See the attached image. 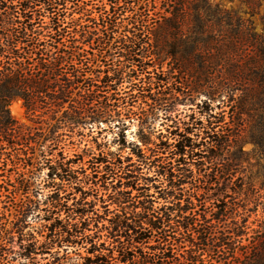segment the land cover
Listing matches in <instances>:
<instances>
[{
	"label": "trees",
	"instance_id": "obj_1",
	"mask_svg": "<svg viewBox=\"0 0 264 264\" xmlns=\"http://www.w3.org/2000/svg\"><path fill=\"white\" fill-rule=\"evenodd\" d=\"M76 1L0 0V159L6 161V142L28 146L34 141L10 114L9 105L16 99H23L30 110H43V115L56 118L61 113L59 127L71 131L90 123L118 122L119 142L131 152L123 158L119 152L102 154L96 160L103 170L94 167L81 179L71 168L72 160L56 154L47 184L56 188L46 199L53 205L45 224L52 237L41 247L79 244L84 237L92 254L84 258L86 264H197L201 251L235 247L245 233L242 226L236 223L232 228L225 208L207 219L197 212L196 200L203 172L223 164L221 177L232 178L248 158L246 141L264 150V33L255 32L251 20L209 0H169L159 11L148 8L156 0H110V8L99 18L91 16L87 2L80 17H71L68 4ZM127 12L131 14L125 16ZM262 23L264 28V14ZM165 61L170 69L159 74L157 65L162 67ZM175 74L181 76L180 82ZM124 83L127 87L121 90ZM201 95L205 99L197 103L199 115L190 114L181 131H170L173 143L162 134L153 140L148 128L158 110ZM140 97L149 106L141 115L146 133L140 143L128 142L123 131L133 112L119 109L120 102L129 105ZM51 141L49 147L59 135ZM46 152L40 157L48 160ZM49 152L53 154L52 149ZM82 180L92 190L107 192L106 199L98 195L96 199L103 207L107 201L115 205L112 216L107 211L99 214L96 203L86 201L90 194L79 187ZM65 182L74 193L80 192L73 207L61 196ZM209 184L214 185L211 179ZM224 193L222 200L228 198ZM4 196L6 186L0 182V240L6 225ZM38 203L29 198L18 211L15 228L23 236L27 217ZM60 211L66 216H56ZM101 231H106L112 246L95 241ZM146 244L153 252L138 251ZM3 245L0 264L6 261ZM182 245L190 247L184 260L172 254L173 246ZM30 246H24V255L33 259L39 248ZM61 259L56 257L55 263L65 264Z\"/></svg>",
	"mask_w": 264,
	"mask_h": 264
},
{
	"label": "rangeland",
	"instance_id": "obj_2",
	"mask_svg": "<svg viewBox=\"0 0 264 264\" xmlns=\"http://www.w3.org/2000/svg\"><path fill=\"white\" fill-rule=\"evenodd\" d=\"M83 2L89 3L86 8L91 10V16L99 18V16L110 8V0H78L75 4H68L69 13H73L71 17H80ZM144 2V0H142ZM212 5H218L226 11L236 13L240 18L245 20H251L254 26V30L257 33H264L262 16L264 14V0H209ZM169 0H156L155 4L148 7L156 11L161 8L167 7ZM152 13L154 11H151ZM68 13V14H69ZM131 12H127L125 16L130 15ZM71 17L67 18L70 21ZM48 17L45 21H49ZM83 23L85 19H82ZM128 20L122 22V26L119 28V33L123 32L124 26ZM92 24V23H91ZM67 24H65L66 26ZM151 25V24H150ZM154 64L153 61H150ZM154 67H150L149 71L151 75H154ZM170 66L168 62H164V66L157 65L159 74L164 71H168ZM164 76V74L162 75ZM178 78L177 82H180L178 74L174 75ZM176 82V83H177ZM176 86H179L177 84ZM127 84L124 83L122 88H126ZM179 88H182L179 86ZM107 93V91H106ZM205 99V95L196 97L195 101H175L171 104L167 111L160 109L157 111L155 119H152L149 131L154 134L152 136L154 141H158L156 138L160 134L164 135L163 139L169 143L175 141L174 136L170 134L171 130L179 128L182 130L183 122L189 121V115L196 112L198 116L199 108L197 103ZM121 107L119 109L130 108L132 115L125 120V137L128 142L140 143V137L142 133H146V130L142 131L141 115L149 108L147 103L140 97L130 100L129 105L120 102ZM217 103H214L216 105ZM11 116L22 126L23 132H29L34 141L28 144H16L12 146L6 142V161L0 159V182H3L6 186V196L3 199L6 203L5 215L6 225L5 231L2 232L0 244L6 248V261L5 264H57L55 258L60 257L61 262L65 264H86L84 258L86 256H92L88 252L90 244L86 242L84 237H80L79 244H65L62 246L47 247L41 244L44 241L52 237V234L47 236V228L45 224H48V216L50 215V209L53 210L51 202L46 201L48 195L52 193L56 187H48L50 181L48 172L50 164L56 154L66 160H72L71 168L75 170L79 178H84L92 172L94 167H98L99 170H103V165L97 163V158L102 159L108 152H119L121 157H125L130 154L131 148L123 146L120 142V128L115 126L118 122L110 124L101 121L99 123H90L83 125L79 130L71 131L69 128H60L58 124L59 115L53 118L52 113L42 114L43 110L33 111L30 110L24 103L23 99H16L9 105ZM220 111V110H218ZM168 116V117H167ZM220 117H223L222 115ZM237 132V130H235ZM59 135V141L52 144L51 137ZM38 140V142H36ZM145 147V146H144ZM33 148V149H32ZM237 147H234L236 149ZM52 149L53 154H50ZM244 149L248 152V158L244 161L240 167L237 168L235 175L230 178L221 177V170L223 164L214 165V169H208L203 172V179L200 183L202 190L199 195L200 200H196L197 212L210 219L214 213L219 210H228L229 214L227 222L234 228V224L242 226L245 231L243 236L232 248H217L211 252L207 249L201 251L200 261L197 264H264V243H259L261 238H264V150L255 147L250 141L244 143ZM46 150V159L40 157L42 151ZM26 153L28 155H26ZM32 155V158L28 156ZM101 155V156H100ZM144 171L152 176L154 170L144 168ZM101 174V173H100ZM213 181V186L209 184V180ZM56 182L60 183L59 178ZM163 181H157L156 184L163 185ZM65 189L61 191V196L64 198V202L69 207H73L74 201L80 194L75 192L73 187L65 182ZM79 187L88 191L90 195L87 196L86 201H94L95 211L99 214L107 211L109 216L113 215L115 205L111 201H107L103 207V202L96 199L102 197L107 198V192L103 189L92 190L89 183L81 181ZM8 189V190H7ZM211 189V190H210ZM206 190V191H205ZM57 191V190H56ZM228 192V198H224L225 193ZM150 194L154 195L155 205H159L160 199L156 198L157 194L155 190H150ZM32 198L35 201H39V207L27 217L28 226L24 229V235L18 231L15 226L18 221V211L22 208V205L28 203V199ZM61 215L65 217L66 213L60 211L56 216ZM93 215V212L89 215ZM108 224V223H107ZM203 224V223H202ZM220 228L222 222L216 223ZM102 223L100 224V226ZM205 223L202 227H205ZM90 228H94L92 223ZM222 230V229H219ZM232 230V229H231ZM97 231V230H96ZM89 231L88 234L96 232ZM99 233V232H98ZM100 238H95L97 243L105 242L107 246H112L110 239L106 236V231H101ZM264 240V239H263ZM31 244L30 249L39 248L37 254L33 255V259L26 257L24 246ZM184 246V247H183ZM190 247L182 245V247L173 246L172 254L174 256L182 257L183 254L189 250ZM139 252H153L148 248L147 244L139 247ZM243 252L244 255L241 253ZM118 252L115 251V256ZM259 256V257H258ZM65 258V259H64ZM257 258V259H256ZM173 260L171 259V262ZM123 264V263H121ZM175 264V263H171Z\"/></svg>",
	"mask_w": 264,
	"mask_h": 264
}]
</instances>
